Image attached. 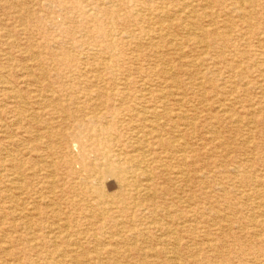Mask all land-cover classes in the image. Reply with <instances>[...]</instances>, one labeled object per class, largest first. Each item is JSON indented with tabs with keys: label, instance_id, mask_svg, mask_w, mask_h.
I'll return each mask as SVG.
<instances>
[{
	"label": "rangeland",
	"instance_id": "rangeland-1",
	"mask_svg": "<svg viewBox=\"0 0 264 264\" xmlns=\"http://www.w3.org/2000/svg\"><path fill=\"white\" fill-rule=\"evenodd\" d=\"M198 2L0 0V264H264V0ZM136 160L149 196L102 219L88 182Z\"/></svg>",
	"mask_w": 264,
	"mask_h": 264
},
{
	"label": "bare ground",
	"instance_id": "bare-ground-1",
	"mask_svg": "<svg viewBox=\"0 0 264 264\" xmlns=\"http://www.w3.org/2000/svg\"><path fill=\"white\" fill-rule=\"evenodd\" d=\"M126 1V0H125ZM162 1V0H161ZM185 1V0H184ZM196 1V0H195ZM201 4V6H203V5H206V3H207V0H198ZM235 2H233V4H232V13H234V14H236V16H237V18H238V21L241 23V24H246V25H249L250 23L248 22V16L253 12V7H254V2H255V0H234ZM198 2V3H199ZM217 2H219V1H217ZM188 3H189V1H188ZM192 3V2H191ZM227 3H229V2H227ZM186 4V3H185ZM213 5V4H212ZM185 6V5H184ZM216 6V5H215ZM222 6V5H221ZM101 7V6H100ZM119 8V7H118ZM218 8V7H217ZM190 9H191V7H190ZM118 10V9H117ZM196 10V9H195ZM199 10V9H198ZM180 11V10H179ZM197 11V10H196ZM200 11V10H199ZM215 11V10H214ZM213 11V12H214ZM112 12H113V10H112ZM182 12V11H181ZM194 12V11H193ZM198 12V11H197ZM226 13H228V11H225ZM232 13H229V14H232ZM102 14V13H101ZM181 14V13H180ZM37 15V14H36ZM223 15V14H222ZM107 16V15H106ZM164 16V15H163ZM215 16H217V17H221V16H219V15H215ZM175 18V17H174ZM103 22V21H102ZM172 23V22H171ZM223 24V23H222ZM154 25V24H153ZM153 27V26H152ZM177 27V26H176ZM235 28V27H234ZM193 29V28H192ZM167 30V29H166ZM176 30V29H175ZM190 30V29H189ZM188 30V31H189ZM179 31H181V30H178L177 32H179ZM197 32H198V30H197ZM224 32V31H223ZM190 33V32H189ZM194 33V32H193ZM196 33V32H195ZM225 33V32H224ZM171 34V33H170ZM173 34V33H172ZM191 34V33H190ZM202 34V33H201ZM210 35H208V36H210V42H209V45L207 44V46L208 47H211V46H213V45H215L216 44V42H214L215 41V37L216 36H221L222 38H225V35L224 34H217V32L216 31H212V32H210L209 33ZM189 35V34H188ZM181 36H183V35H181ZM186 36V35H185ZM190 36V35H189ZM205 36V35H204ZM110 37H111V35H110ZM115 37V36H114ZM154 37V36H153ZM206 37V36H205ZM6 38V37H5ZM152 38V37H151ZM202 38H204V37H202ZM153 39V38H152ZM205 39V38H204ZM189 40H192V39H190L189 38ZM200 40H202V39H200ZM234 40V39H233ZM236 40V39H235ZM245 40V39H244ZM219 41V40H218ZM230 41V40H229ZM232 41V40H231ZM242 41V40H241ZM175 42V41H174ZM197 42H198V40H197ZM169 43V42H168ZM203 43V42H202ZM207 43V42H206ZM170 44V43H169ZM223 43H221V45H222ZM241 44H243V43H240V45ZM190 47V46H189ZM214 47V46H213ZM231 47V46H230ZM259 47V46H258ZM201 49V48H200ZM223 49V48H222ZM233 49V48H232ZM190 51V50H189ZM72 52V51H71ZM112 52V51H111ZM196 52V51H195ZM253 52H255V51H253ZM191 54V53H190ZM240 55V54H239ZM35 56V55H34ZM112 56V55H111ZM257 56V55H256ZM255 56V57H256ZM259 56V55H258ZM113 57V56H112ZM196 57H199V56H196ZM36 58H39V57H36ZM116 58V57H115ZM115 58H113L114 60H115ZM241 58H242V56H241ZM246 58V57H245ZM240 59V58H239ZM244 59V58H243ZM263 59V58H262ZM231 60V59H230ZM241 60V59H240ZM264 60V59H263ZM20 62V61H19ZM244 62V61H243ZM242 62V63H243ZM195 63V62H194ZM163 65V64H162ZM245 65V64H244ZM255 66V65H254ZM253 66V67H254ZM167 67V66H166ZM38 68V67H37ZM255 68V67H254ZM119 69V68H118ZM172 69V68H171ZM246 69V68H245ZM252 70V69H251ZM237 71V70H236ZM255 71V70H254ZM258 72V71H257ZM260 73V72H259ZM254 74V73H253ZM236 77H238V76H236ZM71 78V77H70ZM261 78V77H260ZM113 81V80H112ZM262 80H260V82H261ZM114 82V81H113ZM135 82H136V80H135ZM259 82V83H260ZM257 83V82H256ZM195 85V84H194ZM197 85V84H196ZM241 85V84H240ZM243 85V84H242ZM246 85V84H245ZM172 87V86H171ZM242 87V86H241ZM111 88H113V87H111ZM170 88V87H169ZM260 88V87H259ZM39 89V88H38ZM145 89V88H144ZM257 90V89H256ZM263 90V89H262ZM261 90V91H262ZM155 91V90H154ZM5 92V91H4ZM33 92V91H32ZM147 92V91H146ZM47 93V92H46ZM262 93H263V91H262ZM196 94V93H195ZM203 94V93H202ZM239 94V93H238ZM264 94V93H263ZM183 95V94H182ZM254 95V94H253ZM257 95V94H256ZM146 96H147V94H146ZM172 96V95H171ZM198 96V95H197ZM255 96V95H254ZM260 96V95H259ZM243 97V96H242ZM247 97H248V95H247ZM252 97V96H251ZM147 98V97H146ZM196 98V97H195ZM195 98H193V99H195ZM260 98H261V96H260ZM64 99V98H63ZM148 99V98H147ZM192 99V100H193ZM246 99V98H245ZM65 100V99H64ZM226 100V99H225ZM233 100H235V99H233ZM21 101V100H20ZM116 101V100H115ZM146 101V100H145ZM203 101V100H202ZM216 101V100H215ZM65 102V101H64ZM103 102V101H102ZM234 102V101H233ZM261 102V101H260ZM264 102V101H263ZM27 103V102H26ZM145 103V102H144ZM143 103V104H144ZM149 103V102H148ZM240 103V102H239ZM257 103V102H256ZM262 103V102H261ZM166 104V103H165ZM224 104V103H223ZM238 104V103H237ZM36 105V104H35ZM88 105V104H87ZM90 105V104H89ZM198 105V104H197ZM250 105H252V104H250ZM147 106V105H146ZM152 106V105H151ZM222 106V105H221ZM256 106V105H255ZM196 107V106H195ZM253 107V106H252ZM99 108H100V106H99ZM254 108V107H253ZM104 109V108H103ZM143 109V108H142ZM205 109V108H204ZM203 109V110H204ZM216 109V108H215ZM137 110V109H136ZM135 110V111H136ZM141 110V109H140ZM144 110H145V108H144ZM192 110H193V108H192ZM206 110H207V108H206ZM20 111V110H19ZM102 111V110H101ZM230 111H232V110H230ZM98 112V111H97ZM206 112V111H205ZM112 113V112H111ZM123 113V112H122ZM251 113V112H250ZM121 114V113H120ZM141 114V113H140ZM207 114V113H206ZM254 114V113H253ZM113 115V114H112ZM241 115V114H240ZM134 116V115H133ZM223 116H224V114H223ZM250 116H251V114H250ZM185 118V117H184ZM198 118H199V116H198ZM16 119V118H15ZM84 119V118H83ZM135 119V118H134ZM146 119V118H145ZM150 120V119H149ZM159 120V119H158ZM204 120V119H203ZM213 120V119H212ZM16 121V120H15ZM14 121V122H15ZM151 121V120H150ZM220 121V120H219ZM251 121V120H250ZM13 122V121H12ZM13 122V123H14ZM18 122V121H17ZM154 122V121H153ZM238 122V121H237ZM112 123V122H111ZM215 123H216V121H215ZM245 124V123H244ZM251 124V123H250ZM264 124V123H263ZM10 125V124H9ZM107 125L109 126V124L107 123ZM106 125V126H107ZM246 125V124H245ZM131 126V125H130ZM129 126V127H130ZM128 127V128H129ZM185 127V126H184ZM212 127V126H211ZM210 127V128H211ZM217 127H218V125H217ZM111 128V127H110ZM118 128V127H117ZM230 128V127H229ZM95 129V128H94ZM119 129V128H118ZM118 129H116L117 131H118ZM237 129H238V127H237ZM13 130V129H12ZM15 130V129H14ZM211 130V129H210ZM227 130V129H226ZM232 130V129H231ZM97 131L100 133V132H105V131H108V127H99L98 129H97ZM131 131V130H130ZM76 132V131H75ZM84 132V131H83ZM133 132V131H132ZM214 132V131H213ZM226 132V131H225ZM225 132H224V134H225ZM237 132V131H236ZM235 132V133H236ZM181 133V132H180ZM234 133V132H233ZM232 133V134H233ZM37 134V133H36ZM120 134V133H119ZM136 134V133H135ZM228 134V133H227ZM34 135V134H33ZM38 135V134H37ZM104 135V134H103ZM107 135V134H106ZM112 135V134H111ZM207 135V134H206ZM105 136V135H104ZM109 136V135H108ZM131 136V135H130ZM138 136V135H137ZM110 137V136H109ZM166 137V136H165ZM241 137H243V136H241ZM133 138V137H132ZM213 138V137H212ZM123 139H124V137H123ZM154 139V138H153ZM246 139V138H245ZM250 139V138H249ZM122 140V139H121ZM125 140V139H124ZM212 140V139H211ZM229 140V139H228ZM57 141V140H56ZM128 140H126V142H127ZM239 141V140H238ZM62 142V141H61ZM252 142V141H251ZM146 143H147V141H146ZM229 143V142H228ZM246 143V142H245ZM143 144V143H142ZM227 144V143H226ZM225 144V145H226ZM249 144V143H248ZM251 144V143H250ZM262 144V143H261ZM144 145V144H143ZM220 145V144H219ZM244 145V144H243ZM246 145V144H245ZM54 146V145H53ZM228 146V145H227ZM230 146V145H229ZM238 146V145H237ZM255 146V145H254ZM257 146V145H256ZM222 147V146H221ZM220 148V147H219ZM223 148V147H222ZM31 149V148H30ZM7 150V149H6ZM46 150V149H45ZM1 151V150H0ZM31 151H33V150H31ZM136 151V150H135ZM162 151V150H161ZM228 151V150H227ZM9 152V151H8ZM14 152V151H13ZM39 152V151H38ZM106 152V151H105ZM142 152V151H141ZM192 152V151H191ZM241 152V151H240ZM44 153V152H43ZM193 153V152H192ZM229 153H231V151L229 152ZM263 153V152H262ZM220 155V154H219ZM207 156V155H206ZM226 156V155H225ZM238 156V155H237ZM4 157V156H3ZM1 158V157H0ZM105 158L107 159V164L105 163V165H107V166H109L110 165V163H112L111 162V160H110V158L108 157V155H105ZM217 158H219V157H217ZM5 159V158H4ZM21 159V158H20ZM207 160V159H206ZM13 161V160H12ZM30 164V163H29ZM180 164V163H179ZM196 164V163H195ZM31 165V164H30ZM128 166H126L125 168H122V170L121 171H119V173L117 174L118 176H119V178H120V182H121V185H122V190L119 192V193H117V194H115V195H108V194H106L105 192H104V190L102 189V187H103V181H102V179H101V177H99V176H97L96 174H94L93 176L95 177L94 178V182L95 183H93V182H88V184H87V186H86V188H85V190H86V192H85V195L87 196V201L89 202V203H91V205L92 206H94V207H96V208H98L99 209V214H100V216H101V218L102 219H104V220H110V221H113L112 219H114V215H115V210H117V213L118 214H127L128 212V209H131V207L133 206L132 204H134L136 201H138V200H141V197L144 195V196H149L148 195V189H142L139 185H135V181H134V179L136 178V177H142V178H147V181H152L153 179H154V177L156 176V174H155V172H154V169L153 168H147V167H143V165H142V162L141 161H139V160H136V161H134V163H132V164H127ZM52 166H54V165H52ZM151 166V165H150ZM35 167V166H34ZM36 168V167H35ZM109 168V167H108ZM171 168V167H170ZM158 171V170H157ZM257 171V170H256ZM1 172H2V170H1ZM12 172V171H11ZM27 172V171H26ZM124 172H125V174H124ZM230 172V171H229ZM4 173V172H3ZM10 173V172H9ZM107 173H109V174H111V172L109 171V170H107ZM124 174V175H123ZM183 174V173H182ZM237 174V173H236ZM19 175V174H18ZM77 175V174H76ZM178 175V174H177ZM225 175V174H224ZM78 176H79V174H78ZM189 176V175H188ZM235 176V175H234ZM10 177H11V175H10ZM53 178V177H52ZM85 178V177H84ZM197 178V177H196ZM15 179V178H14ZM86 179V178H85ZM108 179V178H107ZM179 179V178H178ZM213 179H215V177L213 178ZM219 179V178H218ZM5 180V179H4ZM17 180V179H16ZM20 180V179H19ZM32 180V179H31ZM217 180V179H216ZM215 180V181H216ZM12 181V180H11ZM86 181H87V179H86ZM156 181H158V180H156ZM179 181V180H178ZM146 182V181H145ZM211 182H214V181H212L211 180ZM5 183V182H4ZM14 183V182H13ZM16 183V182H15ZM14 183V184H15ZM60 183V182H59ZM176 183V182H175ZM174 183V184H175ZM189 183V182H188ZM206 183V182H205ZM216 182H214V184H215ZM11 184V183H10ZM36 184V183H35ZM34 184V185H35ZM44 184H45V181H44ZM43 184V185H44ZM159 184V183H158ZM212 184V183H211ZM151 185V184H150ZM216 186H219L218 184H215ZM236 185V184H235ZM234 185V186H235ZM244 185V184H243ZM12 186V185H11ZM11 186H9L10 188H11ZM105 186V185H104ZM152 187V186H151ZM192 187V186H191ZM244 187V186H243ZM258 187V186H257ZM185 188V187H184ZM207 188V187H206ZM192 189V188H191ZM237 189V188H236ZM201 190H203V189H201ZM222 190V189H221ZM220 190V191H221ZM227 190V189H226ZM23 191H24V189H23ZM188 191V190H187ZM203 191H205V190H203ZM222 191H224V190H222ZM45 192V191H44ZM222 193V192H221ZM46 194H47V192H46ZM89 194V195H88ZM202 194H204V193H202ZM17 196V195H16ZM83 196V195H82ZM210 196V195H209ZM220 197H221V195H219ZM223 196V195H222ZM238 196V195H237ZM139 197H140V199H139ZM181 197V196H180ZM208 197V196H207ZM26 198V197H25ZM149 198V197H148ZM147 198V199H148ZM211 198V197H210ZM215 198V197H214ZM256 198V197H255ZM146 199V200H147ZM150 199V198H149ZM155 199V198H154ZM203 199V198H202ZM209 199V198H208ZM226 199V198H225ZM232 199V198H231ZM227 200H228V198H227ZM257 200V199H256ZM15 201V200H14ZM203 201V200H202ZM218 201V200H217ZM226 201V200H225ZM246 201H247V199H246ZM5 202H7V201H5ZM16 202V201H15ZM190 202V201H189ZM235 202V201H234ZM48 203V202H47ZM199 203V202H198ZM214 203V202H213ZM217 203V202H216ZM219 203V202H218ZM223 203V202H222ZM226 203V202H225ZM190 204H191V202H190ZM231 204H233V203H231ZM243 204V203H242ZM49 205V204H48ZM67 205V204H66ZM87 205H89L88 203H87ZM206 205V204H205ZM224 205V204H223ZM21 206V205H20ZM52 206V205H51ZM203 206V205H202ZM208 206V205H207ZM243 206V205H242ZM263 206V205H262ZM105 207H108V208H105ZM190 207V206H189ZM227 207V206H226ZM264 207V206H263ZM67 208V207H66ZM251 208V207H250ZM253 208V207H252ZM76 209V208H75ZM226 209V208H225ZM243 209V208H242ZM156 210L157 209H154L153 211L154 212H156ZM190 210V209H189ZM199 210H202V209H199ZM207 210V209H206ZM211 210V209H210ZM208 211V212H211V211ZM229 210V209H228ZM236 210V209H235ZM49 211V210H48ZM51 211V210H50ZM130 211H133V209L132 210H130ZM160 211V210H159ZM167 211V210H166ZM226 211V210H225ZM230 211V210H229ZM247 211V210H246ZM127 212V213H126ZM201 212V211H200ZM213 212V211H212ZM216 212V211H215ZM223 212V211H222ZM237 211H235V213H236ZM42 213V212H41ZM167 213V212H166ZM202 213V212H201ZM218 213V212H217ZM216 213V214H217ZM226 213V212H225ZM233 213V212H232ZM143 214V213H142ZM141 214V215H142ZM203 214V213H202ZM214 214V213H213ZM215 214V215H216ZM231 214V213H230ZM234 214V213H233ZM185 215V214H184ZM195 215V214H194ZM256 215V214H255ZM25 216V215H24ZM43 216V215H42ZM127 216V215H126ZM178 216V215H177ZM189 216V215H188ZM202 216V215H201ZM260 216V215H259ZM45 217V216H44ZM122 217V216H121ZM120 217V218H121ZM129 217H130V215H129ZM144 216H142V218H143ZM176 217V216H175ZM186 217V216H185ZM197 217V216H196ZM217 217V216H216ZM226 217V216H225ZM241 217V216H240ZM254 217V216H253ZM188 218V217H187ZM186 218V219H187ZM204 218V217H203ZM227 218V217H226ZM259 218V217H258ZM73 219V218H72ZM210 219H213V217L212 218H210ZM218 219H221V218H218ZM233 219V218H232ZM255 219V218H254ZM47 220V219H46ZM144 220V219H143ZM160 220V219H159ZM159 220H157V221H159ZM180 220V219H179ZM202 220H204V222L206 221L205 219H202ZM241 220V219H240ZM151 221V220H150ZM187 221V220H186ZM211 221V220H210ZM213 221V220H212ZM220 221V220H219ZM118 222V221H117ZM216 222V221H215ZM224 222V221H223ZM250 222V221H249ZM120 223V222H119ZM146 223H147V220H146ZM212 223V222H211ZM233 223V222H232ZM245 223H246V221H245ZM253 223V222H252ZM261 223V222H260ZM182 224V223H181ZM180 224V225H181ZM199 224V223H198ZM220 224V223H219ZM228 224V223H227ZM237 224H239V223H237ZM247 224V223H246ZM249 224V223H248ZM165 225V224H164ZM169 225V224H168ZM112 226V225H111ZM126 226H127V224H126ZM179 226V225H178ZM218 226V225H217ZM249 226V225H248ZM66 228H67V226H65ZM114 227V226H113ZM118 227V226H117ZM145 227V226H144ZM169 227V226H168ZM179 227H182V226H179ZM213 227V226H212ZM229 227H230V225H229ZM237 227V226H236ZM236 227H234V228H236ZM128 228V227H127ZM204 228V227H203ZM239 228V227H238ZM242 228H243V226H242ZM249 228V227H248ZM257 228H258V226H257ZM101 229V228H100ZM99 229V231H101ZM165 229V228H164ZM183 229V228H182ZM191 230H193L192 228H190ZM260 229V228H259ZM92 230V229H91ZM175 230V229H174ZM151 231H153V230H151ZM184 231H186L185 229L184 230H182L181 231V229L179 230V231H177V230H175L174 231V234H178L179 232H181V233H183ZM196 231V230H195ZM233 231V230H232ZM237 231V230H236ZM245 231V230H244ZM221 232V231H220ZM243 232V231H242ZM256 232V231H255ZM16 233V232H15ZM198 233H199V231H198ZM197 233V234H198ZM247 233V232H246ZM253 233H254V231H253ZM148 234V233H147ZM205 234V233H204ZM89 235H91V234H89ZM160 235V234H159ZM201 235V234H200ZM238 235V234H237ZM91 237V236H90ZM194 237V236H193ZM203 237V236H202ZM220 237V236H219ZM99 238V237H98ZM186 238V237H185ZM239 238V237H238ZM241 238V237H240ZM256 238V237H255ZM1 239V238H0ZM229 239V238H228ZM235 239H236V237H235ZM192 240H193V238H192ZM232 240V239H231ZM100 241V240H99ZM219 242H220V240H218ZM42 242V241H41ZM205 242V241H204ZM207 242V241H206ZM223 242V241H222ZM222 242H220V243H222ZM0 243H1V241H0ZM121 243V242H120ZM188 243V242H187ZM211 243H213V242H211ZM242 243V242H241ZM240 243V244H241ZM53 244V243H52ZM78 244V243H77ZM88 244V243H87ZM208 244V243H207ZM243 244V243H242ZM258 244H260V242H258ZM66 245V244H65ZM104 245V244H103ZM120 245V244H119ZM121 245H122V243H121ZM178 245V244H177ZM222 245V244H221ZM220 245V246H221ZM239 245V244H238ZM85 246V245H84ZM233 246V245H232ZM101 247V246H100ZM238 247V246H237ZM225 248V247H224ZM86 249V248H85ZM186 249V248H185ZM208 249V248H207ZM248 249V248H247ZM262 249V248H261ZM88 250V249H87ZM217 250V249H216ZM92 251V250H91ZM136 251V250H135ZM171 251H173V250H171ZM199 251V250H198ZM228 251V250H227ZM250 251V250H249ZM264 251V250H263ZM45 252V251H44ZM106 252V251H105ZM186 252V251H185ZM205 252V251H204ZM210 252V251H209ZM218 252H220V251H218ZM257 252V251H256ZM114 253V252H113ZM228 253V252H227ZM234 253H235V251H234ZM224 254V253H223ZM236 254V253H235ZM240 254V253H239ZM242 254V253H241ZM255 254H257V253H255ZM263 254V253H262ZM162 255V254H161ZM217 255V254H216ZM220 255V254H219ZM229 255V254H228ZM237 255V254H236ZM258 255V254H257ZM72 256V255H71ZM79 256V255H78ZM77 256V257H78ZM190 256V255H189ZM205 256V255H204ZM253 256V255H252ZM260 256V255H259ZM214 257H216V256H214ZM222 257V256H221ZM225 257V256H224ZM234 257V256H233ZM250 257V256H249ZM74 258V257H73ZM191 260L195 263V264H200L201 262H202V260H200L199 258H193L192 256H191ZM178 259V258H177ZM211 259V258H210ZM213 259V258H212ZM217 259H220V258H217ZM239 259V258H238ZM190 260V261H191ZM170 261V260H169ZM252 261V260H251ZM8 262V261H7ZM10 262V261H9ZM70 262V261H69ZM221 262V261H220ZM228 262V261H227ZM253 262V261H252ZM263 262H264V260H263ZM71 263V262H70ZM77 263V262H76ZM98 263V262H97ZM144 263V262H143ZM171 263L172 264H177L178 262H176L175 260H171ZM251 263V262H250ZM255 263V262H254ZM261 263V262H260ZM244 264V263H243ZM246 264H248V263H246ZM253 264V263H252Z\"/></svg>",
	"mask_w": 264,
	"mask_h": 264
}]
</instances>
